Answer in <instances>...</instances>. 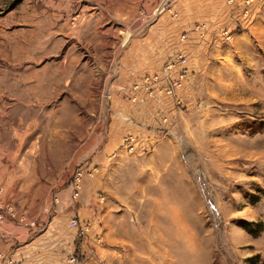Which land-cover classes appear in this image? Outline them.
I'll list each match as a JSON object with an SVG mask.
<instances>
[{"label": "rangeland", "instance_id": "1", "mask_svg": "<svg viewBox=\"0 0 264 264\" xmlns=\"http://www.w3.org/2000/svg\"><path fill=\"white\" fill-rule=\"evenodd\" d=\"M225 1L161 62L159 0H0V200L64 218L43 264H264V0ZM170 62L174 93L152 78Z\"/></svg>", "mask_w": 264, "mask_h": 264}, {"label": "crops", "instance_id": "2", "mask_svg": "<svg viewBox=\"0 0 264 264\" xmlns=\"http://www.w3.org/2000/svg\"><path fill=\"white\" fill-rule=\"evenodd\" d=\"M232 13L231 6L225 0H178L158 18V28L151 34V37L159 40L163 47L157 59L162 58L161 62H165L163 57L168 53L165 52L168 49L165 48L168 44L166 40H176L178 32L192 30L200 23L197 31L185 34V37L199 34L210 37L222 30L227 16L230 21L232 20ZM143 52L141 48H131L127 51V62L124 65L129 75L133 72L141 74L146 69L145 58L140 57V53ZM118 133L116 132V135L119 137H115L118 141L110 138L107 143L111 148L120 145L122 137ZM80 149L79 142L78 150ZM14 197L15 199L18 197L17 193ZM8 205L14 206V212L7 208ZM34 220V213L29 207L17 208L5 199L0 200V264H43L47 263L48 259L53 263L64 258L62 252L66 241L64 218L58 216L50 219L46 215L37 223Z\"/></svg>", "mask_w": 264, "mask_h": 264}, {"label": "built area", "instance_id": "3", "mask_svg": "<svg viewBox=\"0 0 264 264\" xmlns=\"http://www.w3.org/2000/svg\"><path fill=\"white\" fill-rule=\"evenodd\" d=\"M178 0H159V3L155 7V10L153 12L154 15L161 14L164 12L166 9L170 8L172 4L177 2ZM230 2H233L234 0H229ZM184 60L183 62H185ZM160 74H156L155 76H151L155 81L158 79V82L160 80H163L165 82V89L168 93H174L176 92L183 84L181 79H183L185 73H181L177 78L173 79L172 72L176 68V63L175 62H170L167 64ZM150 78H146L145 82L149 80ZM82 177V172L81 171H75L72 172V174L69 175L70 179V184L74 187V198H76L79 195V190H80V180ZM57 197V196H56ZM11 212H14V206L13 205H8L7 207ZM77 219L74 218L71 220L70 224L71 226H77ZM85 231L82 230V234ZM67 264H83L80 259H79V254L76 252H72L71 255L68 258Z\"/></svg>", "mask_w": 264, "mask_h": 264}, {"label": "trees", "instance_id": "4", "mask_svg": "<svg viewBox=\"0 0 264 264\" xmlns=\"http://www.w3.org/2000/svg\"><path fill=\"white\" fill-rule=\"evenodd\" d=\"M262 225V224H261ZM260 227H262V226H260ZM260 231H261V228H258V229H256V230H249V232L251 233V234H253V235H258L259 233H260Z\"/></svg>", "mask_w": 264, "mask_h": 264}]
</instances>
